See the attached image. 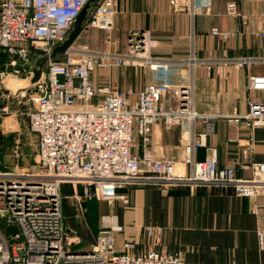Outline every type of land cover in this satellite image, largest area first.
I'll return each instance as SVG.
<instances>
[{
    "label": "built area",
    "instance_id": "2783aa9c",
    "mask_svg": "<svg viewBox=\"0 0 264 264\" xmlns=\"http://www.w3.org/2000/svg\"><path fill=\"white\" fill-rule=\"evenodd\" d=\"M88 1L0 3V49L10 56L13 69L9 76L0 71L1 76L28 78L39 59L49 58L47 70L32 86L35 107L29 116L30 130L38 140V171L32 176L0 177V264H187L180 254L155 249L132 252V241L118 250L110 232L99 234L90 248L80 249L82 239L65 230L62 188L83 185L84 195L77 198L82 207L94 198L112 205L120 189L141 186L231 189L237 197H264V163H253L251 176L241 178L235 167H219L217 149H209L204 161L194 159L195 149L205 146L206 138L214 133L216 119L241 118L252 130L264 127V103L251 102L247 114L225 117L195 111L193 84H148L137 93L135 102L117 85L98 87L92 75L99 67L167 70L173 63L153 54L157 43L148 31L131 32L122 53L74 42L62 59L50 58L67 41ZM184 1L170 0L173 6H183ZM116 5L117 0H97L84 28L104 31L111 40ZM211 6L212 0H200L201 8ZM226 13L243 16L236 2L227 3ZM211 33L217 35L218 30L213 28ZM217 60L192 55L180 63L195 68ZM222 60L236 68H264V57L224 56ZM248 88L264 91V72L249 75ZM27 90L18 93L25 97ZM158 121L205 126L199 140L193 139L187 148L188 173H179L173 161H142L135 154V126L145 136ZM123 204L131 206L128 198ZM12 225L18 227L17 234L6 233L5 228ZM147 233L152 237L153 229ZM257 239L264 251V229H258Z\"/></svg>",
    "mask_w": 264,
    "mask_h": 264
},
{
    "label": "crops",
    "instance_id": "0c3cea01",
    "mask_svg": "<svg viewBox=\"0 0 264 264\" xmlns=\"http://www.w3.org/2000/svg\"><path fill=\"white\" fill-rule=\"evenodd\" d=\"M228 2H236L243 16L228 15ZM116 9L111 40L104 31L85 29L87 16L78 44L122 53L131 32L148 31L157 43L153 54L173 64L167 70L99 67L92 75L98 87L117 85L135 102L148 84H193L195 111L225 117L247 114L251 102L264 103V91L248 88L249 75L264 68H236L222 60L264 57V0H212L208 10L200 0H185L183 6L170 0H117ZM192 55L218 60L195 68L180 63ZM205 130L198 123L158 121L144 136L135 126L134 152L142 161H173L179 173H188L187 148ZM211 148L218 151L220 168L235 167L238 177H250L252 164L264 163V127L252 130L241 118L216 119L205 146L195 149V161H204ZM126 197L128 208L122 203ZM86 208L92 224L114 232L119 250L132 241V252L180 254L187 264H264L257 239L258 229H264V197L240 198L231 189L131 187L119 190L113 206L92 200Z\"/></svg>",
    "mask_w": 264,
    "mask_h": 264
},
{
    "label": "rangeland",
    "instance_id": "374dc122",
    "mask_svg": "<svg viewBox=\"0 0 264 264\" xmlns=\"http://www.w3.org/2000/svg\"><path fill=\"white\" fill-rule=\"evenodd\" d=\"M77 40L78 39H76L74 42L78 43ZM60 56L62 55H57L56 57ZM32 59L34 60V57ZM60 59H62V57H60ZM10 62L11 58L8 53L0 49V71L5 72V76L12 75L11 73L13 69ZM32 66H35V64L32 63ZM46 66L47 63L44 67L43 73H45L47 70ZM23 79L27 78L23 77ZM34 104L35 92L32 86L27 90L26 96L22 97L19 95V93L13 95L8 90H6L3 85L0 84L1 179H7L8 177L13 178L32 176L38 171V140L35 134L31 132L29 127V116L34 110ZM62 192V210L64 215L65 230L68 231L69 236H79L82 239L83 243L80 246V249L85 250L90 248L96 237L102 232H110L114 234V232L111 230H106L104 228L101 230L98 229V226L92 224L87 217V202L92 200H98V202L106 201L94 198L92 200H86L83 203V207L80 206L77 198H81L84 195V186L80 184L76 187H74L73 184H65L62 188ZM128 200L131 204L129 198ZM116 201L117 200H115L112 206L116 203ZM123 201L124 199L122 200V203ZM81 208H83V212ZM114 236L116 237L115 234Z\"/></svg>",
    "mask_w": 264,
    "mask_h": 264
},
{
    "label": "water",
    "instance_id": "95a60500",
    "mask_svg": "<svg viewBox=\"0 0 264 264\" xmlns=\"http://www.w3.org/2000/svg\"><path fill=\"white\" fill-rule=\"evenodd\" d=\"M97 0H89L88 3L85 5V7L82 9L80 15L76 19L73 29L67 39L61 46L54 49L52 55L50 58H54L57 55H62L66 52V50L73 44V42L77 39V37L80 35V32L83 27V23L86 20L88 13L94 3H96ZM49 60L48 57L41 58L37 61L36 67L33 70L30 77L27 79H19L14 77H2L0 74V84L4 86L6 90H8L13 95H16L19 91L27 90L31 86H33L35 83H37L42 75L44 67ZM6 233L8 234H17L18 233V227L15 225L9 226L5 228Z\"/></svg>",
    "mask_w": 264,
    "mask_h": 264
}]
</instances>
